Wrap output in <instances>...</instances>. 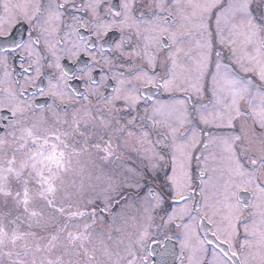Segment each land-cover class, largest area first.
Segmentation results:
<instances>
[{
    "label": "snow or ice",
    "instance_id": "1",
    "mask_svg": "<svg viewBox=\"0 0 264 264\" xmlns=\"http://www.w3.org/2000/svg\"><path fill=\"white\" fill-rule=\"evenodd\" d=\"M0 195L97 264H264V0H0Z\"/></svg>",
    "mask_w": 264,
    "mask_h": 264
},
{
    "label": "flooded vegetation",
    "instance_id": "2",
    "mask_svg": "<svg viewBox=\"0 0 264 264\" xmlns=\"http://www.w3.org/2000/svg\"><path fill=\"white\" fill-rule=\"evenodd\" d=\"M81 90L83 85H80ZM126 141L125 159L129 164H133L136 167H141V162L136 158L135 152L132 149L133 139L125 136ZM131 145V146H129ZM19 162V161H18ZM109 167H113L109 165ZM88 171H93L91 166L86 168L83 177H78L77 183L80 179L84 180L86 187H90L91 183L95 181L88 180ZM95 176H93L94 179ZM6 188H11L13 192L16 190V184L13 177H9V181L5 184ZM134 190V189H133ZM6 205V206H5ZM91 209H89L90 211ZM120 211V207L115 209ZM5 211L10 212L15 223L5 219L2 215ZM109 217V221H110ZM90 223L91 221H85ZM81 223V229L83 223ZM47 216L41 221V224H47ZM60 223H63L61 220ZM58 225L54 224L53 227H40L35 223V219L30 217L28 213L23 211V206L17 203L10 197L0 195V264H48L49 261L52 264H97L96 260L89 261V255H95L100 257L98 251H93L92 245H85L80 247L79 242L76 245H72L67 242L63 233H61L56 241H53V245H49L50 237L47 233L55 231ZM97 227L103 228V225H97ZM92 227L89 228L91 232ZM15 235L16 239L13 240ZM39 246V251L37 250ZM87 248V253L85 252ZM178 253V249H177ZM158 260L159 257L157 256ZM171 259V258H169Z\"/></svg>",
    "mask_w": 264,
    "mask_h": 264
},
{
    "label": "rangeland",
    "instance_id": "3",
    "mask_svg": "<svg viewBox=\"0 0 264 264\" xmlns=\"http://www.w3.org/2000/svg\"><path fill=\"white\" fill-rule=\"evenodd\" d=\"M129 146H131V145H129ZM81 159H82V162H83L87 167H88V166H91V168H92V162H91V160H89L87 157H82ZM92 170H93V169H92ZM93 181H95V177H94ZM95 182H96V181H95ZM134 191H135V190H126V194H129V195L134 196ZM45 211H47V210H45ZM128 211H129V213H131V212H133L134 210H133V209H128Z\"/></svg>",
    "mask_w": 264,
    "mask_h": 264
}]
</instances>
